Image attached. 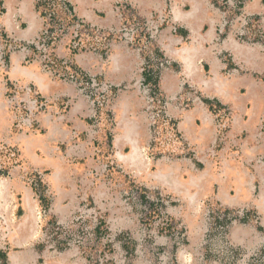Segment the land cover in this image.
<instances>
[{"label": "crops", "instance_id": "obj_1", "mask_svg": "<svg viewBox=\"0 0 264 264\" xmlns=\"http://www.w3.org/2000/svg\"><path fill=\"white\" fill-rule=\"evenodd\" d=\"M222 1L68 0L78 19L101 29L117 28L116 8L127 6L150 24V48L168 63L157 84L191 154L152 159L144 154L150 137L141 94L149 82L143 72L145 53L113 43L106 53L66 55L80 70L116 89L110 101L109 158L135 184L167 199L164 213L187 235L170 253L172 264H219L204 256L209 231L204 202L226 211H250L256 220L231 224L227 241L244 252L264 247V170L257 163L264 157V0H246L235 16ZM250 20L257 22L250 25ZM42 27L37 0H0V146L15 147L21 159L16 167L0 160V253L5 264H86L75 247L51 250L53 243L41 226L56 222L70 227L85 200L105 214L113 233L136 230L138 220L135 209L118 201L107 186L113 179L103 170L104 133L92 124L89 98L30 60V43ZM24 89L34 91L9 97V91ZM38 98L46 109L30 102ZM186 99L190 103L183 108L178 102ZM21 102L30 104L31 112L19 130L23 115L11 111L10 104ZM213 107L229 110L226 133H219ZM32 173L40 175L41 184L32 182ZM43 200L45 213L39 218ZM117 244L115 264H121ZM144 260L138 264H148Z\"/></svg>", "mask_w": 264, "mask_h": 264}, {"label": "built area", "instance_id": "obj_2", "mask_svg": "<svg viewBox=\"0 0 264 264\" xmlns=\"http://www.w3.org/2000/svg\"><path fill=\"white\" fill-rule=\"evenodd\" d=\"M243 1L227 0L228 14L230 11L237 10L234 5L243 4ZM37 9L42 18L43 27L34 43H30L33 48L29 54L30 60L38 61L44 72L60 81L75 85L82 94L88 97L94 108V124L102 129L103 133L106 130L111 134L113 129V118L110 112V101L114 95L112 89L108 84L98 81L95 76L80 70L66 55L67 53H106L113 43H123L136 51L145 53L143 72L147 74L149 82L143 84L141 94L144 100V111L147 116L150 137L144 154L152 159H178L188 157L191 154L184 137L169 116L168 100L157 84L159 73L168 63L150 48L153 40L150 24L134 17L131 10L123 4H118L116 8L120 17V25L114 29L97 28L78 19L68 0H37ZM254 22L257 21L250 20L249 24L255 25ZM60 47H64V52L59 50ZM21 48L24 47L21 46ZM24 91L31 94L30 90L24 89ZM13 94L14 97L18 95L16 91H13ZM30 102L38 110L43 107L46 109V103L39 99H30ZM178 103L181 107L188 108L190 102L186 99ZM18 112L22 114V112ZM212 112L219 133H226L230 123L229 110L223 107H213ZM29 114L30 111L26 113L27 116ZM22 117L23 120L18 121L16 125L19 130L22 129L20 123L26 122L25 115ZM260 140L264 145V117L260 124ZM0 160H6L11 167L20 166V153L13 146L2 145L0 146ZM257 163L264 170V158H258ZM31 177L35 178L33 181L31 180L32 182L36 180L39 184L42 183L40 175L32 173ZM146 196L150 197L149 195ZM214 212V210L211 211V213ZM44 213L45 211L42 210L39 218ZM83 220L79 215L71 221V225L74 227L52 225V230L55 233L59 232L56 234L69 242L70 239L76 238L75 235L71 234L73 232L85 231L83 234H87L88 229L82 224Z\"/></svg>", "mask_w": 264, "mask_h": 264}, {"label": "rangeland", "instance_id": "obj_3", "mask_svg": "<svg viewBox=\"0 0 264 264\" xmlns=\"http://www.w3.org/2000/svg\"><path fill=\"white\" fill-rule=\"evenodd\" d=\"M245 1L246 0L243 1V4L234 5L237 10L230 11L229 15H238L242 11ZM222 2L225 5L223 9L227 11V0ZM111 89L115 95L116 89ZM31 91L34 90L32 89ZM16 92L17 94H24L25 91L23 90L21 92V90H16ZM13 96V91H9V97L12 98ZM30 106L31 105L27 104V102L15 103L10 104V110L14 113L20 111L22 115H25L28 111L31 112ZM63 106L65 107L66 105L63 104ZM42 109L44 110V107ZM172 121L175 123V119L172 118ZM92 122V124L96 126L93 116ZM97 130L102 131L99 127H97ZM104 133L103 143L107 151L105 153L106 161L103 165V170L105 175L107 174L109 178L111 177L113 179V183L107 186L112 189L118 201L135 209L134 214L138 220V227L134 231L113 233L109 227L105 214L100 209H95L93 202L85 200L81 203L80 209L72 216V220L80 215L81 218L84 219L82 224L88 229V232H86L87 234H83L85 231H78L79 234L73 232L71 234L75 235L76 238L70 239L68 242L67 239L56 234L59 232L55 233L53 230L52 232L49 231L52 225L41 226L43 235H48V238L53 243L50 249L53 251H62L75 247L78 249L80 256L83 257L86 264H115V243L118 242L117 245L121 247V252L119 253L121 256V264H138L141 258H144L146 260H144L145 263L147 262L148 264H172L170 253L182 246L186 240L187 235L184 228L176 224L164 213L163 205H165L167 199L159 193L147 191L135 184L129 175L125 174V172L116 165L114 160L109 158V154H111L109 145L112 135L106 132V130ZM97 141L96 143L99 142V144L102 142V140ZM116 200H109L108 202L115 203ZM42 202L43 205H41V208L43 209L45 208V202L44 200ZM203 206L206 209L205 214L209 230L207 233L208 249L204 248V256L207 255L206 257L215 259L219 264H264V247L255 251L244 252L231 247L227 241L228 229L231 224L249 220L255 221L256 216L250 211H226L211 202H204ZM212 210L215 212L211 213ZM136 214L138 216H136ZM48 222L50 223V220ZM165 222H167V224H165ZM42 223H44V220H42ZM52 223L54 226L59 225L56 222ZM61 226L62 225H60V227ZM70 227L74 226L71 225ZM45 228L47 231H44ZM86 235H90L91 237ZM159 239H167L170 243L169 246L159 244ZM167 250L169 254H167ZM164 256H166V258Z\"/></svg>", "mask_w": 264, "mask_h": 264}, {"label": "trees", "instance_id": "obj_4", "mask_svg": "<svg viewBox=\"0 0 264 264\" xmlns=\"http://www.w3.org/2000/svg\"><path fill=\"white\" fill-rule=\"evenodd\" d=\"M0 264H5V255L0 253Z\"/></svg>", "mask_w": 264, "mask_h": 264}]
</instances>
